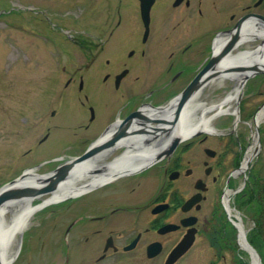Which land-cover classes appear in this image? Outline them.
Listing matches in <instances>:
<instances>
[{"label":"flooded vegetation","instance_id":"1","mask_svg":"<svg viewBox=\"0 0 264 264\" xmlns=\"http://www.w3.org/2000/svg\"><path fill=\"white\" fill-rule=\"evenodd\" d=\"M148 3L146 25L141 7ZM261 48L264 0L107 5L99 26L89 22L85 62L64 81V90L88 91L64 127L79 129L74 138H88L94 173L125 153L134 159L106 180L89 183L86 196L49 202L28 216L22 264H219L225 251L230 264H242L235 252L244 244L227 210L236 211L232 198L245 184L235 182L251 164L243 167L248 149L255 154L262 139L254 118L264 101L246 114L240 101L244 89L264 82V72L257 71L264 61L255 55ZM238 52L248 55L244 62L225 63ZM196 77L191 94L180 100ZM237 90L231 109L220 113L219 104ZM188 108L193 122L208 118L210 128L182 134L178 120ZM247 116L252 145L238 129ZM186 238L189 247L170 260Z\"/></svg>","mask_w":264,"mask_h":264},{"label":"rangeland","instance_id":"2","mask_svg":"<svg viewBox=\"0 0 264 264\" xmlns=\"http://www.w3.org/2000/svg\"><path fill=\"white\" fill-rule=\"evenodd\" d=\"M115 2L0 0V186L38 164L41 165L37 173L50 172L60 163V158L73 157L88 147V138H74L73 131L77 129L64 127L88 91L64 90L63 85L67 74L85 62L89 22L92 20L93 26H99L105 7ZM62 66L66 68L65 74ZM240 101L245 114L260 105L264 101V82L256 90L244 89ZM51 111L55 112L54 117ZM84 116H87L86 106ZM243 120L239 132H244L252 145L255 138L251 137L254 131L251 117ZM47 129L49 136L41 142ZM259 129L262 139L258 153L244 177L237 178L236 187L243 182L245 187L232 201L246 238L256 247L260 264H264V119ZM15 252L11 264H22L21 244ZM224 253L227 256L220 258L219 264H230L228 252ZM240 253L242 264H251L248 252Z\"/></svg>","mask_w":264,"mask_h":264},{"label":"bare ground","instance_id":"3","mask_svg":"<svg viewBox=\"0 0 264 264\" xmlns=\"http://www.w3.org/2000/svg\"><path fill=\"white\" fill-rule=\"evenodd\" d=\"M255 55H258V57L262 61H264V48H261L259 50L257 49L255 51ZM246 57H248V55H244L242 54V52H238L236 55L229 56L225 63L239 64L241 62H244L246 60ZM223 81V79L220 80V82ZM240 93L241 91L237 90L236 92L228 94L226 96L228 101L223 105L221 103L219 104V112L224 113L229 111L233 105V102H231L232 96L236 97L237 95H240ZM190 110L191 108H188V110L183 111V113L179 117L177 129L181 131L182 134L187 135L189 134L191 129L196 127L202 126L210 128L208 118H204L199 122H193L188 115V113L190 114ZM263 119L264 110L262 109L255 115L254 123L260 124ZM161 140L164 139L160 137L157 140H154L152 142L154 147L159 145V143H161ZM137 143L140 145L144 144L142 141H140V143ZM250 154L251 153L249 148L245 156L243 167L246 166L249 160H251ZM133 157L134 156L132 154L125 153L122 157H120L121 160H119L118 163H108V165H106V167H104L100 171V173L98 172L99 174L93 172V165H91V162H88V160L84 161L72 170L70 176L62 181L56 188V190L53 191V193L47 194V196H45L47 197L46 201H51L52 199L55 200L57 198L65 197L68 195L79 196L84 194L86 192L85 189H87L89 183L102 182L103 180H106L105 178L106 176H108V174L123 169V166L125 164L134 159ZM63 161V158L59 159V162ZM34 202L35 201L33 200H22L18 203L13 204V206L8 209V213H12L11 216L8 217V215L4 214L0 215V264H5L8 259L12 257L16 248L20 245L19 237L20 233L23 231L24 225L26 224V218L31 213V211H34V209L38 208V206L35 205ZM227 211L229 213V217L234 219L236 214H234V212H232L230 208H228Z\"/></svg>","mask_w":264,"mask_h":264},{"label":"water","instance_id":"4","mask_svg":"<svg viewBox=\"0 0 264 264\" xmlns=\"http://www.w3.org/2000/svg\"><path fill=\"white\" fill-rule=\"evenodd\" d=\"M150 4L142 5L141 14L144 20V23L147 25L148 22V12H149ZM258 72H264V68L257 70ZM198 82V77H196L191 85L184 90L180 100L185 99L187 95L191 94L192 89L195 87V84ZM106 143H100L97 147H104ZM88 148L86 151L77 157L70 158L69 160L64 161L56 166L52 171L47 173H36L41 164H38L34 167L27 168L23 170L20 175H18L15 179L7 182L6 184L0 186V215L8 212V209L13 206V204L18 203L22 200H37L46 196L47 194L53 193L54 190L59 186V184L64 181L68 176H70L72 170L88 160ZM74 197L73 195H68L65 197L57 198L55 200H63L67 198ZM48 201H44L47 203ZM43 202L39 205H42ZM32 212V211H31ZM240 231V230H239ZM242 233V231H241ZM243 239L244 236L242 235ZM191 243L190 239H185L184 242L180 243L177 249L173 252L174 256H178L184 249H186ZM248 249L254 259V264H260V259L256 251L248 246ZM15 253H13L12 257L8 259L5 264H11L15 257Z\"/></svg>","mask_w":264,"mask_h":264},{"label":"trees","instance_id":"5","mask_svg":"<svg viewBox=\"0 0 264 264\" xmlns=\"http://www.w3.org/2000/svg\"><path fill=\"white\" fill-rule=\"evenodd\" d=\"M253 199H254V197H253ZM253 199H252V201H253Z\"/></svg>","mask_w":264,"mask_h":264}]
</instances>
